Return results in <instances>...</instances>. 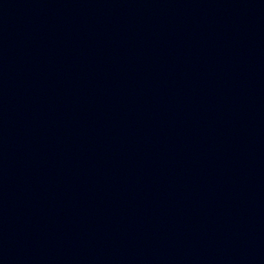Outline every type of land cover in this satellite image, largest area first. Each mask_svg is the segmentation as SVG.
I'll return each mask as SVG.
<instances>
[{"label": "water", "instance_id": "obj_1", "mask_svg": "<svg viewBox=\"0 0 264 264\" xmlns=\"http://www.w3.org/2000/svg\"><path fill=\"white\" fill-rule=\"evenodd\" d=\"M0 264H264V0H0Z\"/></svg>", "mask_w": 264, "mask_h": 264}]
</instances>
